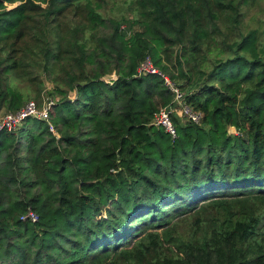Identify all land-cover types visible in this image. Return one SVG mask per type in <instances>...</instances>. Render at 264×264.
I'll return each instance as SVG.
<instances>
[{"label": "trees", "instance_id": "16d2710c", "mask_svg": "<svg viewBox=\"0 0 264 264\" xmlns=\"http://www.w3.org/2000/svg\"><path fill=\"white\" fill-rule=\"evenodd\" d=\"M107 2L0 0V111L55 103L0 133V264H264L260 0Z\"/></svg>", "mask_w": 264, "mask_h": 264}, {"label": "built area", "instance_id": "2783aa9c", "mask_svg": "<svg viewBox=\"0 0 264 264\" xmlns=\"http://www.w3.org/2000/svg\"><path fill=\"white\" fill-rule=\"evenodd\" d=\"M140 74L157 73L164 78L166 85L174 92V99L171 104H168L159 109L155 113L152 123L162 127L166 132L173 137L177 136V126L174 121V116L181 118L184 121L199 123L202 114L194 111L186 101V95L168 76L161 73L152 63L151 58H147L139 68ZM53 100H48L42 107H39L35 102H28L20 110L9 112L0 117V133L7 131H16L22 122L28 117H34L41 120H48L50 109L54 105ZM51 130L54 131L51 125ZM23 219L30 218L33 221L38 219L37 214L31 209L22 217Z\"/></svg>", "mask_w": 264, "mask_h": 264}, {"label": "rangeland", "instance_id": "374dc122", "mask_svg": "<svg viewBox=\"0 0 264 264\" xmlns=\"http://www.w3.org/2000/svg\"><path fill=\"white\" fill-rule=\"evenodd\" d=\"M11 8L12 6L9 5ZM106 8L110 10V13L118 14V15H129L133 14L134 10L136 9V5L134 4V0H108ZM72 16H70L71 18ZM264 18V0H260V2L256 3L254 6L250 7L248 10V16L246 17V25H248L249 28L246 30L254 29V28H259L260 30L263 29V24H262V19ZM68 21V20H67ZM115 77V74H109L106 75V79L110 80L111 78ZM45 80V87L49 90L54 88V83L44 76L42 77ZM74 92L71 93V98L74 97ZM45 99L43 100V103H45L47 97H44ZM32 102H36V100L32 99ZM42 103V104H43ZM6 111L1 110L0 111V117H2ZM184 121V120H183ZM186 122V121H185ZM232 133H238L235 129H231ZM181 231L187 232V227H181Z\"/></svg>", "mask_w": 264, "mask_h": 264}]
</instances>
